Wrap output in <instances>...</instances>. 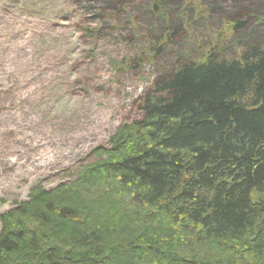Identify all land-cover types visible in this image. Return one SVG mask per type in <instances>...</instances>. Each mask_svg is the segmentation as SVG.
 <instances>
[{"label":"trees","instance_id":"trees-1","mask_svg":"<svg viewBox=\"0 0 264 264\" xmlns=\"http://www.w3.org/2000/svg\"><path fill=\"white\" fill-rule=\"evenodd\" d=\"M220 43L144 94L82 184L96 200L40 190L2 216L0 264H264V47Z\"/></svg>","mask_w":264,"mask_h":264},{"label":"rangeland","instance_id":"rangeland-1","mask_svg":"<svg viewBox=\"0 0 264 264\" xmlns=\"http://www.w3.org/2000/svg\"><path fill=\"white\" fill-rule=\"evenodd\" d=\"M241 15L249 24L231 35ZM216 42L224 58L264 47V0H0V231L40 190L96 200L82 184L101 186L88 175L100 151L140 118L145 93Z\"/></svg>","mask_w":264,"mask_h":264},{"label":"bare ground","instance_id":"bare-ground-1","mask_svg":"<svg viewBox=\"0 0 264 264\" xmlns=\"http://www.w3.org/2000/svg\"><path fill=\"white\" fill-rule=\"evenodd\" d=\"M12 162V161H11ZM13 166H15L16 165V162H13V164H12Z\"/></svg>","mask_w":264,"mask_h":264},{"label":"water","instance_id":"water-1","mask_svg":"<svg viewBox=\"0 0 264 264\" xmlns=\"http://www.w3.org/2000/svg\"><path fill=\"white\" fill-rule=\"evenodd\" d=\"M154 9L157 10V6L156 5H154Z\"/></svg>","mask_w":264,"mask_h":264}]
</instances>
